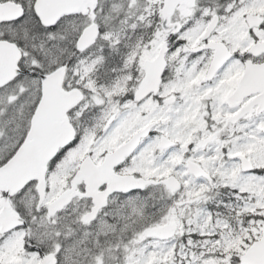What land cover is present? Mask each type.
Returning a JSON list of instances; mask_svg holds the SVG:
<instances>
[{
  "label": "snow or ice",
  "instance_id": "obj_1",
  "mask_svg": "<svg viewBox=\"0 0 264 264\" xmlns=\"http://www.w3.org/2000/svg\"><path fill=\"white\" fill-rule=\"evenodd\" d=\"M0 264H264V0H0Z\"/></svg>",
  "mask_w": 264,
  "mask_h": 264
}]
</instances>
